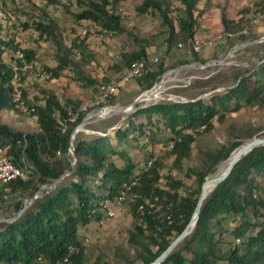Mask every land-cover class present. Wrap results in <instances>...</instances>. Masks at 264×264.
Returning a JSON list of instances; mask_svg holds the SVG:
<instances>
[{
	"label": "trees",
	"instance_id": "obj_1",
	"mask_svg": "<svg viewBox=\"0 0 264 264\" xmlns=\"http://www.w3.org/2000/svg\"><path fill=\"white\" fill-rule=\"evenodd\" d=\"M77 1L82 4V9L74 14L77 19H89L107 31L118 32L123 29L122 16L114 9L118 0ZM179 1L182 6L175 9V14H171L170 0H142L136 5L139 12L157 14L165 28L159 52H175L178 40L192 36L198 24L194 11L199 0ZM53 21L34 20L33 25L40 30V34L54 37ZM221 22L225 31L236 30L234 28L240 25L225 14L221 15ZM8 44L10 45L8 40L0 37V109L17 107L12 96L14 71L11 62L4 61L1 57V47ZM74 44L85 46L82 38ZM138 44L136 48L122 52V66L127 67L130 61L137 58H147L148 40L140 38ZM21 49L25 61L30 62L34 58V50ZM192 55L197 56L195 52ZM56 59L54 66L44 65L49 77L60 76L63 69L73 64L66 49H59ZM185 60L182 59L181 62ZM17 63L22 62L18 60ZM166 67L165 58L149 64L144 75L137 78L140 87L143 90L152 87ZM75 78L96 86L101 82L78 72ZM42 91L43 101L35 104L37 130H15L0 120V145L6 146L18 163H24V157L34 169L30 178L16 177L0 186V196H3L4 187L31 195L40 183L59 177L70 164L67 153L70 133L79 118L70 121L68 111L75 110L78 103L69 97L60 99L51 89L43 88ZM20 93L30 102L24 88H20ZM259 93L257 88L250 87L248 77L244 75L226 92L212 95L213 101L196 98L153 102L138 107L130 114L131 120L129 118L124 126L116 128L118 144L123 139H129V133H132V139L135 140L146 133L143 129L145 122L133 123L132 117L144 115L151 122L152 114L163 118L169 131L168 139L172 141L163 156H155L145 166L146 161L153 157L150 153L139 170H135L136 163L117 147L118 144L113 145L107 135L77 132L73 138L76 156L73 171L51 191L34 199L17 217L0 228V264H31L39 255L54 261L66 254L69 245L76 246L78 250L69 255L66 264H82L85 252L78 237V227L100 217L99 212L94 217L88 216L86 209L94 199L113 197L120 190L123 181H131L135 176L138 179L130 190L134 194L130 202L134 219L132 228L128 231V240L136 246L135 258L141 260L140 264H148L188 222L206 174L214 170V165L227 158L231 150L239 147L242 142L233 140L229 145L220 144L206 151L204 168H191L192 173L196 174L197 186L185 194L179 190L184 184L182 179L176 178L171 171L166 174L162 172L165 157L173 155V165L181 166L183 159L190 153L194 140L192 131L196 127L204 125V130L209 131L214 126L215 114L216 119L222 121L225 111L238 109L241 99L245 103H252ZM232 99L234 104L230 106ZM148 138H152V135ZM57 149H60V155L56 154ZM113 155L123 156L124 165H119L110 158ZM257 172L264 173V145L252 148L235 162L229 174L202 202L192 231L159 264H216L218 260H226L227 264H264V211L254 178V173ZM162 177L165 178L163 185L159 183ZM94 179L97 181L95 184ZM153 195L159 196V207L140 217L137 205ZM14 204L17 209L22 207L21 200ZM167 212L171 214L169 221L165 219ZM261 216L262 219H259ZM233 217L236 219L235 223L222 227L224 220ZM218 224L220 226L216 229ZM224 231L235 238L239 237V242L233 247L222 249V239L216 237V234L223 235ZM97 264L107 263L97 261Z\"/></svg>",
	"mask_w": 264,
	"mask_h": 264
},
{
	"label": "rangeland",
	"instance_id": "obj_2",
	"mask_svg": "<svg viewBox=\"0 0 264 264\" xmlns=\"http://www.w3.org/2000/svg\"><path fill=\"white\" fill-rule=\"evenodd\" d=\"M141 1H117L114 9L122 16L123 29L116 32L106 31L89 19H77L74 14L82 9V4L77 0H0V37L10 43L1 47V57L4 61L15 62L16 49L32 48L34 58L22 65L20 69L22 77L15 93L24 88L28 99L38 104L43 101L42 89L47 88L53 90L60 99L66 97L73 99L78 103V107L93 102L97 86L76 79L77 72L99 81L117 79L126 68L120 63L122 52L136 48L139 45L138 40L146 38L149 42L147 58L151 60L158 56L161 59L165 58L167 63L166 69L150 87L153 88L157 83L161 85L160 97L135 101L145 89L140 87L137 80H131L121 84L120 93L113 98L116 105L130 107L126 110L118 109L111 115L93 120L86 125L103 132L115 146L118 144L116 128L124 126L129 118L131 120L130 114L138 107L153 102L177 101L176 99L203 98L213 101L212 95L226 92L241 76L246 75L250 87L260 91L254 101L245 103L241 99V106L236 110L225 111L222 121L217 120L215 114L214 126L209 131H205L202 125L196 127L192 131L194 140L190 153L183 159L181 166L173 165V155L165 157L162 172L166 174L171 171L176 178L182 179L184 184L179 190L185 194L197 186V177L191 168H204L206 151L220 144L229 145L233 140L244 142L253 136L264 134V38H262L264 12L260 10L263 0H199L194 11L198 24L195 26L193 36L199 40L213 38L214 41L219 35L221 37L214 45L205 44L196 52L187 50L188 38L178 40V49L170 54L158 51L162 48L159 44L165 28L157 14L139 12L136 9V5ZM181 6L179 0H170L171 14H175V9ZM222 14L240 24L234 28L236 29L233 30L234 34L226 35L221 22ZM254 17L256 21L250 23ZM49 18L54 20V37L40 34V30L33 25L34 20L48 22ZM245 26L247 30L240 32L239 30ZM81 38L85 46L75 45L74 42L78 43ZM179 42L182 44L178 45ZM76 47L81 50L80 54L75 53ZM61 48L67 50L73 64L63 69L58 77L36 75L38 70H45L44 65L54 66L57 63L56 52ZM193 52L196 53V57H193ZM210 57L221 58L223 62L213 67H202L200 63ZM187 58L188 60H185ZM180 59L185 61L181 62ZM170 70L172 71L168 73ZM121 90H125L124 93ZM229 104L232 106L234 99ZM16 106L15 109H0L1 122L15 130L24 132L37 130L36 119L23 111L20 105ZM132 120L133 123L145 122L143 129L146 133L138 140L132 139L133 135L129 133V139H123L117 147L136 163L135 170H139L150 153L153 157L163 156L169 150L172 141L168 139L169 131L160 115L152 114V123L144 115L134 116ZM149 135H152V138H148ZM110 158L119 165L125 163L123 156L113 155ZM226 159L219 160L214 165V170L209 171L206 176L214 173L219 163ZM93 181V184L97 183L96 179ZM164 182L165 178L162 177L159 183L163 185ZM4 192L6 196H0V228L18 216L19 209L14 203L21 200L23 208L24 199L30 196L28 193L14 192L9 188L6 190L3 188L2 194ZM133 195L132 192L127 193L125 202L114 215L106 216L100 213V217L78 227L79 239L82 241L85 236L88 237V241L83 244L85 260L82 264H97V261L107 264L141 263L140 259L135 258L136 246L128 240V231L132 228L134 219L130 208ZM235 220L234 217L224 220L222 227L235 223ZM219 226L216 225V229ZM218 236L222 239V249L233 247L239 242L229 232L224 231L223 235L217 233L216 237ZM216 264H227V261L218 260Z\"/></svg>",
	"mask_w": 264,
	"mask_h": 264
},
{
	"label": "built area",
	"instance_id": "obj_3",
	"mask_svg": "<svg viewBox=\"0 0 264 264\" xmlns=\"http://www.w3.org/2000/svg\"><path fill=\"white\" fill-rule=\"evenodd\" d=\"M260 10L264 12V0L261 2ZM256 18H252L250 20V23L255 22ZM106 30V29H104ZM247 30V27L241 28L240 32H245ZM107 31V30H106ZM235 31H226V35H232ZM219 35L217 39L214 41L213 38H206V39H197L196 36L194 37L189 36L187 37V50L192 51H200L202 47L205 44L214 45L220 38ZM262 38H264V34L262 35ZM182 43L179 42L178 45H181ZM74 51L76 54H80L81 50L79 48H74ZM161 58L158 56H155L153 58H137L128 64V66L125 68V70L118 75L117 79H111L108 81H101L97 86V93L95 96V99L93 100L90 105L82 104L81 106H78L75 110H69L68 111V119L70 121H74L77 118H79L78 122L73 127L71 133H70V140H73L75 137V134L77 132H83L85 134H97V135H104L103 132L96 128H92L89 126H86L88 123H90L93 120L96 119H103L109 115H111L114 111H116L117 107H122L120 105H116L117 103L114 102L113 98L114 96L119 92V87L121 84H124L126 82H129L132 79H137L139 77H142L148 68V65L151 63H156V61H160ZM15 62H11V67L14 71L13 77H12V85H13V91L12 96L14 100H16L17 104L21 106V109L29 114L33 118H37L36 111H35V103L34 101L27 102L26 99H24L21 96V93H15L17 91L18 85H20V79H21V68L22 65L25 62V56L22 49L18 48L15 52ZM20 60L22 63L18 64L17 61ZM223 61L221 58L216 57H210L203 62L200 63L202 67H208V66H215L221 64ZM178 70V68L176 69ZM172 70H170L168 73H170ZM36 75L39 76H49V73L46 70H38ZM15 83V84H13ZM156 83V82H155ZM154 83V84H155ZM153 84V85H154ZM149 88L145 89L142 93L147 91ZM152 89V88H150ZM20 91V90H19ZM141 93V94H142ZM196 99V98H194ZM139 100V99H138ZM177 101H186L187 99H176ZM190 100V99H189ZM123 106L122 108H124ZM204 127V125H202ZM74 134V135H73ZM69 155V160H71V152L68 147L67 151ZM56 154L60 155L61 151L60 149L56 150ZM154 159V157L149 158L146 161L145 166L149 165L151 160ZM22 160L24 163L20 164L16 161L13 153L9 152L7 150L6 146L0 145V186L8 183L10 180L20 177L22 179H28L33 175V167L31 164L27 163L22 157ZM58 178V177H57ZM56 178L49 179L48 181L42 182L38 185V189L34 190V199L41 197L43 194L48 193L51 191L55 185L57 184L54 180ZM138 176H135L133 180L131 181H123L120 187V190L117 194H115L113 197H100L98 199H94L92 202V205L89 206L86 209V214L90 217H94L96 213L99 212L103 213L106 216H112L114 215L115 211L120 209L122 207L123 202H125L127 193L131 192V186L137 181ZM7 187H4L6 190ZM6 196V193H3V197ZM34 199H32L31 195L29 197H26L24 199V206L27 207V204L31 203ZM158 201L159 196L153 195L150 197L145 198L144 201L140 202L137 205V211L140 214V217H143L148 212L154 211L158 207ZM262 201V209L264 211V198H261ZM23 206V207H24ZM22 209V207L20 208ZM20 209L17 212V215L20 214ZM16 215V216H17ZM101 215V214H100ZM165 219L168 221L171 219V214L167 212L165 214ZM86 241H88V237L85 236L84 240H82V244H84ZM236 241H239V237H236ZM78 248L73 245L68 246V251L66 254H64L61 258L56 259L54 261H50L43 256H37L34 261L31 264H66L69 260V255L73 252H76Z\"/></svg>",
	"mask_w": 264,
	"mask_h": 264
},
{
	"label": "water",
	"instance_id": "obj_4",
	"mask_svg": "<svg viewBox=\"0 0 264 264\" xmlns=\"http://www.w3.org/2000/svg\"><path fill=\"white\" fill-rule=\"evenodd\" d=\"M141 98H142V94L140 93L135 98V101L138 99H141ZM260 145H264V134L260 135V136H253V137L249 138L247 141L242 142L241 144L238 145L239 147H238L237 151L233 155H231L232 151L237 146L234 147L228 156V157H230V159H229L225 169L220 174H218L217 176H214L212 178H209V179L207 178V176H205L204 180L201 183L200 192L198 194L195 207L192 211V214H191L188 222L186 223L184 228L169 242V244L148 264H159L161 261H163L166 258V256L179 244V242L192 231V229L196 223V220L198 218L200 206H201L202 202L204 201V199L206 198V196L212 191V189L220 181H222L229 174V172L231 171V169H232V167L236 161H238L243 155L248 153L252 148L260 146ZM69 149L71 152L70 164H69L68 168H66L61 173V175L54 180L56 183L63 180L74 169L75 162H76V156H75V152H74L73 140H71L69 142ZM207 183H211L212 186H211L210 192L207 195H205L206 191H205L204 187ZM37 189H38V187L35 190H37ZM31 197H32V199H34V194H32ZM25 208H26V206H24L22 209H20V213ZM191 220L193 221V225H192L191 229H188V224L190 223Z\"/></svg>",
	"mask_w": 264,
	"mask_h": 264
},
{
	"label": "bare ground",
	"instance_id": "obj_5",
	"mask_svg": "<svg viewBox=\"0 0 264 264\" xmlns=\"http://www.w3.org/2000/svg\"><path fill=\"white\" fill-rule=\"evenodd\" d=\"M165 76H166V75H165ZM165 76H164V77H165ZM164 77H163V78H164ZM162 80H163V79H162ZM162 80H161V81H162ZM159 84H160V83H159ZM160 89H161V85L159 86L158 83H157L152 89L147 90V91H145L144 93H142V98H141V99H148V100H149V99H151V98H157V97L159 96ZM159 97H160V96H159ZM155 100H156V99H155ZM122 107H123V106H122ZM122 107H120V108L117 107L116 110H118V109L126 110V109H128V108L130 107V105H126L124 108H122ZM246 141H247V140H246ZM237 149H238V147L235 148V149L232 151L231 155H233V154L237 151ZM229 159H230V157L227 158L226 160H223L221 163H219L217 170H216L214 173L209 174L207 178L209 179V178H212V177L217 176L218 174H220V173L225 169V167H226V165H227ZM211 186H212L211 183H207V184L205 185V187H204V189H205V191H206V194H205V195H207V194L210 192ZM192 225H193V221L191 220L190 223L188 224V229H191V228H192Z\"/></svg>",
	"mask_w": 264,
	"mask_h": 264
},
{
	"label": "crops",
	"instance_id": "obj_6",
	"mask_svg": "<svg viewBox=\"0 0 264 264\" xmlns=\"http://www.w3.org/2000/svg\"><path fill=\"white\" fill-rule=\"evenodd\" d=\"M132 80H137V79H132ZM121 91L124 93L125 90H121ZM254 178L257 183V189L260 192V197L264 198V173L263 172L254 173Z\"/></svg>",
	"mask_w": 264,
	"mask_h": 264
}]
</instances>
